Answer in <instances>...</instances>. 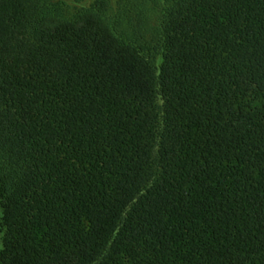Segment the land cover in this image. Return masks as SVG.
I'll return each instance as SVG.
<instances>
[{
    "label": "trees",
    "instance_id": "obj_1",
    "mask_svg": "<svg viewBox=\"0 0 264 264\" xmlns=\"http://www.w3.org/2000/svg\"><path fill=\"white\" fill-rule=\"evenodd\" d=\"M60 1L0 0V264H264V0Z\"/></svg>",
    "mask_w": 264,
    "mask_h": 264
},
{
    "label": "rangeland",
    "instance_id": "obj_2",
    "mask_svg": "<svg viewBox=\"0 0 264 264\" xmlns=\"http://www.w3.org/2000/svg\"><path fill=\"white\" fill-rule=\"evenodd\" d=\"M92 0H85L82 3H75L73 0H61L59 7L61 9V12L68 18H72L76 15L77 9L80 6H88ZM3 249V242L0 238V253Z\"/></svg>",
    "mask_w": 264,
    "mask_h": 264
}]
</instances>
